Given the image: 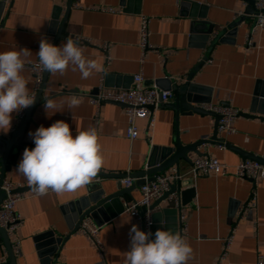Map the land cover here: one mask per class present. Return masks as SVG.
<instances>
[{"label": "crops", "instance_id": "crops-1", "mask_svg": "<svg viewBox=\"0 0 264 264\" xmlns=\"http://www.w3.org/2000/svg\"><path fill=\"white\" fill-rule=\"evenodd\" d=\"M70 2L72 6L66 17ZM2 3L5 11L0 18V52L27 48L32 52L28 59L36 63L41 39L62 46L71 37L82 40L79 45L85 56L103 68L88 79H82L80 72L72 71L71 66L64 75L48 73L42 90L43 101L33 109L25 135L18 141L20 146L12 149L3 182L30 187L26 178L17 173L25 148L35 147L29 133L58 120L69 124L74 137L94 126L105 158L99 172L119 176L141 172L155 148L160 151L174 148L178 139L184 146L211 141L199 151L203 157L210 156L226 164L230 170L226 176L191 175L193 163L200 157L195 153L188 154L190 163L180 162L183 181L189 186L183 190L193 189L196 193L191 203L182 206L186 215V241L192 249L187 264H257L258 256H264V179H241L234 175L236 166L253 161L245 159L243 153L264 160V32H258L253 38L254 45L247 47L255 23L254 5L244 0H0ZM110 9L122 13L108 12ZM142 17L149 20V43L154 47L145 56L139 47ZM64 21L63 37L57 39ZM105 44L111 49L109 60L102 50ZM29 65L32 64H26L23 75L33 94L35 82ZM140 74L147 87L171 89L174 98L153 111V123L139 119L140 136L130 142L126 137L128 120L124 107L105 104L96 118L97 110L89 95L101 86L106 90L130 89L134 77ZM188 80L189 102L196 108L231 107L239 114L254 110L251 117L239 116L236 134L225 136L218 132V139L225 147L213 140L218 124L214 116L180 112L174 107L181 97L178 90ZM72 93L83 97L79 107L69 110L64 103L62 112L45 111V97L51 95L60 104ZM20 111L12 114L11 128L6 133L0 131V137L11 138L20 125ZM1 170L0 164V174ZM123 179L97 175L89 184L94 186L93 193L102 188L107 195L123 191L106 210L109 221L100 225L98 238L104 259L87 236L78 230L70 231L69 222L72 226L79 224L73 218L78 209L72 211L70 206L90 196L86 185L75 192L50 191L45 196L25 192L26 200L16 208L23 224L11 237L12 242L20 243L21 256L17 257V263L44 264L37 238L53 233L62 243L57 244L49 264H124L130 250L129 231L132 225L139 227V220L125 212V208L139 202L142 194L140 188H126ZM255 195L256 209L247 210L239 217ZM177 201L181 203L173 195L153 209V233L161 227L179 232ZM0 242V260L6 256L9 261L3 240Z\"/></svg>", "mask_w": 264, "mask_h": 264}, {"label": "clouds", "instance_id": "clouds-1", "mask_svg": "<svg viewBox=\"0 0 264 264\" xmlns=\"http://www.w3.org/2000/svg\"><path fill=\"white\" fill-rule=\"evenodd\" d=\"M260 22L264 23V17ZM31 56L27 48L0 52V131L5 133L11 128L12 114L36 101L23 75L26 64L53 75H64L71 66L72 71L80 72L82 79L103 71L96 60L85 56L79 42L71 37L62 46L41 39L36 63L28 59ZM45 101V111L53 110L54 114L62 112L64 103L69 110L79 107L83 97L72 93L57 104L55 97L49 95ZM29 135L35 147L25 148L17 173L26 178L38 196L50 191L56 194L75 192L89 185L105 163L94 126L79 131L74 137L69 124L58 120L49 127L40 126ZM160 223L163 226L164 221ZM129 236L130 250L126 252L124 264H187L191 257L192 249L186 239L171 229L161 227L152 233L132 225Z\"/></svg>", "mask_w": 264, "mask_h": 264}, {"label": "built area", "instance_id": "built-area-1", "mask_svg": "<svg viewBox=\"0 0 264 264\" xmlns=\"http://www.w3.org/2000/svg\"><path fill=\"white\" fill-rule=\"evenodd\" d=\"M182 0H177L180 2ZM254 10H255V23L248 36L247 47H252L254 45L253 38L258 32H264V23L260 22V18L264 17V0H255L254 1ZM111 13H122V11H116L113 9L108 10ZM242 16V14H240ZM149 30V20L146 17L141 18V27H140V43L139 47L143 50L145 56L146 52L154 49V47L149 43L150 37ZM78 42L82 41L80 39H75ZM103 52L109 60V51L110 46L105 44L102 46ZM207 62H210L207 60ZM30 71L34 78L35 82V91L34 95L36 98L42 90V85L44 83L45 72L40 70H34L32 65H29ZM134 86L130 89L122 90H106L101 86L98 91L94 94H90V102L96 108V118L99 117L100 110L103 105L113 103L124 106L125 115L128 120V127L126 132V137L130 142H135L140 136V131L137 126V121L139 119H148L153 123V111L156 108H159L162 105L168 104L174 98V92L170 90H161L156 86L147 87L143 79L142 74L134 77ZM29 108V107H28ZM28 108L20 111L19 114V124L25 118L26 111ZM201 109L207 112H214L220 115V120L218 124V132L225 136H231L237 133L235 123L239 118L240 114L237 110L231 107H216L212 105L201 106ZM131 130V131H130ZM135 133L134 135L132 133ZM229 167L226 164L221 163L215 158L210 156L199 157L194 163L191 170V175L194 177L200 176H226L229 173ZM234 175L241 179L255 180L257 178L264 179V166L260 163L253 161H244L238 166L235 167ZM184 175L178 172L176 169L169 171L166 174L158 175L154 178L153 181L146 183L141 186L140 191L142 198L139 202L131 206H126L125 212H128L133 217H136L139 220V227L142 231H151L155 225L153 217L152 204L153 201L161 199L168 191L170 186L174 181L181 180L183 181ZM122 183L126 188H131L134 186L135 180L126 178L122 180ZM2 190L6 192L7 197L0 207V228L7 231L10 238L16 233L18 227L23 224L20 214L17 212L16 208L18 203L26 200L25 193H14L16 190L23 188L22 186H15L10 182H3L1 186ZM189 188V186H186ZM34 196H37L33 192ZM176 210H178V223H179V233L183 238L186 239L187 236V224H186V215L185 210L181 206L179 201L176 202ZM257 207V197H253L252 202L242 210L239 217H243L245 211L253 210ZM143 210V212H142ZM101 226L95 224L91 219H86L81 224L78 232H81L89 238V240L95 244L97 247L100 256L102 259L105 258V253L103 251L102 245L99 241V232ZM1 241V240H0ZM1 243V242H0ZM231 244V239L227 240L225 244V251L229 248ZM12 250L15 254V257L21 256L20 243L12 242ZM225 255V254H224ZM223 258V256H222ZM0 264H9V261L6 256L0 260ZM257 264H264V256L259 255Z\"/></svg>", "mask_w": 264, "mask_h": 264}, {"label": "water", "instance_id": "water-1", "mask_svg": "<svg viewBox=\"0 0 264 264\" xmlns=\"http://www.w3.org/2000/svg\"><path fill=\"white\" fill-rule=\"evenodd\" d=\"M244 1L248 2L249 4L253 6L255 0H244ZM71 6H72V2L69 3L66 17L69 13ZM4 7H5V4L2 3L0 5V18L2 16L3 11H5ZM249 12H251V10H249ZM66 17H65V20H66ZM64 23L65 21L63 22V25L61 26L57 34V39L63 37L62 32L64 30L63 29ZM222 35L223 33L220 34L221 37ZM47 76H48V72H45V78H44V83L42 85V90L46 83ZM190 88H191L190 81L188 80L183 85V87L178 90V92L181 94V97L177 101L176 103L177 105H174L176 110L180 112L193 111V112H197L201 114H209V115L214 116L219 124V120L221 118L220 115L214 112L204 111L201 108H196L189 102L188 91ZM42 90L38 94L35 103L32 106H30L28 110L26 111L25 118L22 120L19 127L13 133L11 138L9 137L8 139H6V138L0 137V164H1V169H2L1 174H0V180H1L0 187L2 186V182L5 179V172L7 170L6 167L8 165L9 157L11 153H13L12 149L14 146L16 147L20 146L18 141H20L21 140L20 138L23 135H25L24 133L30 121L33 109L37 106V104L43 101ZM253 113H254V110H251L250 114L241 113L240 116L251 117ZM218 124H217V129L213 136V140L217 141L218 145L225 147V144L222 141L220 142L218 139ZM210 142L211 141L202 140V141L195 142L189 146L187 145L184 146L181 143V141L178 139L177 144L174 148H165L161 151L155 148L149 155L150 157L148 158V161H147V167L141 172L134 174L133 176H119L118 174H107L104 172H99L98 176L103 177V178H114V177L115 178H125V179L130 178V179L135 180L134 188H141V186H143L146 183V181H149V182L153 181L156 176L160 174H166L169 169L175 168L180 173V162L184 161V162L190 163L191 159L188 156L189 153H195V154H198L200 157H203L204 154L199 151V148L207 145ZM239 153L242 154L243 152L240 151ZM242 155L245 157V159H251L253 161H259L260 163H264V160H262L261 158L250 156L244 153ZM184 187H186L184 181H181V180L174 181L171 184L170 190L168 191V193H166L161 199H159V201H157L152 206V209L160 206L162 201H165L171 198V196L173 195H177L178 198L181 199V204H182L181 206H186L189 203H191L196 193L193 189L183 190ZM1 188H0V207L3 206L2 204L4 203L7 197L6 192L3 191ZM93 188H94L93 185H89L88 190H90L89 192L90 196L88 198H83L79 202H75L74 204L70 206L72 211L75 209H78L77 210L78 213L75 211L74 213L75 215L73 218L75 220L77 219V223H79L78 226H72L71 222H69L71 232H77V230H79L81 224L84 222L86 218H92L95 221V223H97V225L99 226L102 225L104 221H109V218L106 214V210H108L109 207H111V205H114L117 199L123 195V191L107 195L106 190L103 188L98 193H93L92 192L94 191ZM30 191H32L31 187H23V188L16 190L14 193H25V192L27 193ZM125 191L128 192V189ZM154 227L152 229V233L155 229ZM0 240H3V243L7 249L9 264H18L17 258L15 257V254L12 250V239L8 235L7 231L2 228H0ZM37 241L38 243H40L38 246L41 251L40 257L43 258L44 264H49L52 261L51 256L55 254L58 248L57 244L58 245L61 244L62 239L55 238L53 233H47V234L38 236ZM48 256L49 258H47Z\"/></svg>", "mask_w": 264, "mask_h": 264}]
</instances>
